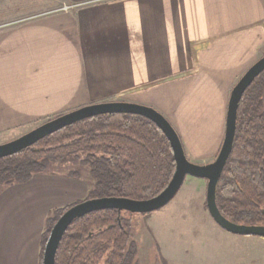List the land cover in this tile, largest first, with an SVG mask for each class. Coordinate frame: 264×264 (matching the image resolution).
<instances>
[{"label":"crops","instance_id":"crops-1","mask_svg":"<svg viewBox=\"0 0 264 264\" xmlns=\"http://www.w3.org/2000/svg\"><path fill=\"white\" fill-rule=\"evenodd\" d=\"M58 3L0 0V143L84 105L126 101L160 112L187 157L212 161L230 91L264 54V0ZM194 182L210 217L206 180ZM88 187L81 175L43 172L0 188V264H39L46 216Z\"/></svg>","mask_w":264,"mask_h":264},{"label":"trees","instance_id":"trees-1","mask_svg":"<svg viewBox=\"0 0 264 264\" xmlns=\"http://www.w3.org/2000/svg\"><path fill=\"white\" fill-rule=\"evenodd\" d=\"M63 164L76 166L67 172L71 176L87 170L85 199H148L167 185L175 169L169 141L155 123L140 115L110 113L77 121L0 158V188L25 183ZM215 201L232 222L264 225V70L240 98L232 149ZM71 205L46 216L39 264L52 225ZM123 212L104 209L73 220L58 244L55 264H138L137 245Z\"/></svg>","mask_w":264,"mask_h":264},{"label":"water","instance_id":"water-1","mask_svg":"<svg viewBox=\"0 0 264 264\" xmlns=\"http://www.w3.org/2000/svg\"><path fill=\"white\" fill-rule=\"evenodd\" d=\"M263 70L264 54L250 65L233 85L227 103L225 130L221 146L215 158L205 164H197L187 159L178 133L160 112L144 104L126 101H104L84 105L43 121L18 137L0 143V158H2L15 154L45 136L77 121L101 114L125 113L140 115L151 120L163 132L171 146L175 169L167 185L157 195L142 200L123 197H99L84 199L71 205L52 225L44 244L41 263L55 264V253L58 244L73 220L92 211L104 209H116L119 212L127 211L131 213L155 211L174 197L187 175L206 180L205 205L208 214L217 225L233 234L253 235L264 238V225L232 222L220 213L215 201L216 185L232 149L240 98L248 85Z\"/></svg>","mask_w":264,"mask_h":264},{"label":"rangeland","instance_id":"rangeland-1","mask_svg":"<svg viewBox=\"0 0 264 264\" xmlns=\"http://www.w3.org/2000/svg\"><path fill=\"white\" fill-rule=\"evenodd\" d=\"M53 1L54 6L59 4V0ZM75 167L55 165L53 172L67 174ZM80 173L89 179L85 168ZM194 181L199 178L187 175L174 197L155 211L123 212L130 221V236L137 245L138 264H264V243L258 242L264 238L230 233L202 214ZM208 223L224 234L212 233Z\"/></svg>","mask_w":264,"mask_h":264}]
</instances>
